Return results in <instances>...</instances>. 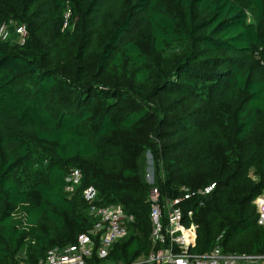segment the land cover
<instances>
[{
  "label": "trees",
  "instance_id": "16d2710c",
  "mask_svg": "<svg viewBox=\"0 0 264 264\" xmlns=\"http://www.w3.org/2000/svg\"><path fill=\"white\" fill-rule=\"evenodd\" d=\"M3 24L0 264H39L76 244L96 223L90 186L99 206L135 218L94 264L159 248L152 187L166 204L215 184L203 206L182 204L198 225L195 252L264 254L254 204L264 192V0H0Z\"/></svg>",
  "mask_w": 264,
  "mask_h": 264
},
{
  "label": "built area",
  "instance_id": "2783aa9c",
  "mask_svg": "<svg viewBox=\"0 0 264 264\" xmlns=\"http://www.w3.org/2000/svg\"><path fill=\"white\" fill-rule=\"evenodd\" d=\"M16 33L19 43H23L28 36L25 25L18 26ZM9 37L8 27L3 24L0 26V42L7 41ZM81 179L79 170L71 171L65 187L69 196L74 195ZM147 181L154 184V172H148ZM215 187L212 184L199 191L183 187V197L167 200L166 204H162L159 190L152 187L149 195L152 223L150 240L154 248H159L133 264H264V254L226 253L219 246L207 253L195 252L198 225L193 220V212H188L186 216L182 204L196 197L199 205L203 206L204 197L209 196ZM98 196V191L93 186L83 192L89 212L96 219L93 229L81 234L76 244L50 249L39 264H94L95 253L99 259H107L113 245L128 234L135 218L126 214L121 206H99ZM254 204L257 208L258 224L264 226V192L256 198Z\"/></svg>",
  "mask_w": 264,
  "mask_h": 264
},
{
  "label": "rangeland",
  "instance_id": "374dc122",
  "mask_svg": "<svg viewBox=\"0 0 264 264\" xmlns=\"http://www.w3.org/2000/svg\"><path fill=\"white\" fill-rule=\"evenodd\" d=\"M151 167H153V165L151 164V160H150L149 153H148V168H147V172H150V173L152 172L151 169H150Z\"/></svg>",
  "mask_w": 264,
  "mask_h": 264
},
{
  "label": "water",
  "instance_id": "95a60500",
  "mask_svg": "<svg viewBox=\"0 0 264 264\" xmlns=\"http://www.w3.org/2000/svg\"><path fill=\"white\" fill-rule=\"evenodd\" d=\"M149 157H150L151 164H152V156H151V154H149ZM150 169H151V171L153 172V167H151Z\"/></svg>",
  "mask_w": 264,
  "mask_h": 264
}]
</instances>
